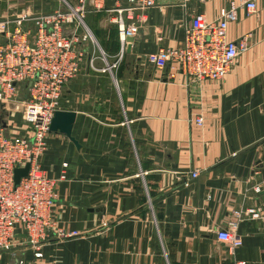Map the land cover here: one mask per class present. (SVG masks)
<instances>
[{"label":"crops","instance_id":"1","mask_svg":"<svg viewBox=\"0 0 264 264\" xmlns=\"http://www.w3.org/2000/svg\"><path fill=\"white\" fill-rule=\"evenodd\" d=\"M154 1L132 11L143 19L120 56L109 8L128 0L88 1L85 23L117 66L84 63L65 83L58 109L75 112L73 139L50 130L39 157L56 179L54 228L76 233L52 229L31 245L16 226L0 264H233L234 257L264 264V0L254 12L239 0ZM231 4L238 19L228 37H250L223 78L191 80L171 61L146 60L159 47L179 46L195 12L215 19ZM64 8L63 0H0V20ZM22 23L33 27L31 19ZM232 220L242 239L234 254L217 237Z\"/></svg>","mask_w":264,"mask_h":264},{"label":"built area","instance_id":"2","mask_svg":"<svg viewBox=\"0 0 264 264\" xmlns=\"http://www.w3.org/2000/svg\"><path fill=\"white\" fill-rule=\"evenodd\" d=\"M88 1L94 3V0H77L71 4L63 0L64 9L0 20V247L11 246L16 226L23 229L31 245L44 241L52 229L59 236L76 233L54 228L50 210L56 179L44 173L39 157L46 148L49 125L54 111L60 107L65 83L79 73L84 63L110 72L117 66V60L108 61L85 23ZM154 4V0H128L126 5L109 8L116 12L113 20L121 42L118 56L122 54L126 37L136 33L143 19V13L134 16L132 11L146 10ZM239 4L247 12L257 8L256 0H239ZM123 12L131 19L128 23L124 22ZM23 19H31L33 27L23 25ZM236 19L238 5L234 4L221 8L215 19H208L202 11L195 12L184 23L179 46L159 47L148 53L146 60L158 67L171 61L172 67L180 69L191 80L221 79L249 46L250 33L238 41L227 35L228 23ZM88 41L99 47L100 54L89 49ZM97 58L102 60V65L97 66ZM12 112L19 113L25 122V127L16 133L12 132L8 119ZM194 120L201 124L202 115L198 114ZM26 163L29 164L27 174L15 185L14 169ZM196 174L197 170H192L191 175ZM250 210L252 216L259 214L258 210ZM217 237L228 244L231 254L242 244L233 220L218 230ZM233 264H246V260L234 257Z\"/></svg>","mask_w":264,"mask_h":264},{"label":"water","instance_id":"3","mask_svg":"<svg viewBox=\"0 0 264 264\" xmlns=\"http://www.w3.org/2000/svg\"><path fill=\"white\" fill-rule=\"evenodd\" d=\"M132 36H127L126 40H131ZM75 112L72 110L56 109L51 119L49 130L59 131L71 139L70 134L72 123L74 120ZM29 164L26 163L24 166H17L14 169V184H18L20 177L27 174Z\"/></svg>","mask_w":264,"mask_h":264},{"label":"rangeland","instance_id":"4","mask_svg":"<svg viewBox=\"0 0 264 264\" xmlns=\"http://www.w3.org/2000/svg\"><path fill=\"white\" fill-rule=\"evenodd\" d=\"M88 42H89L88 44L89 49L91 51L95 49V53L100 54L99 47L97 45L93 46L92 45L93 43L91 41H88ZM8 119H9L11 130L13 133H16L19 129H23L25 127V124H24L25 122L22 121L21 115L17 112H12L10 116L8 117Z\"/></svg>","mask_w":264,"mask_h":264}]
</instances>
